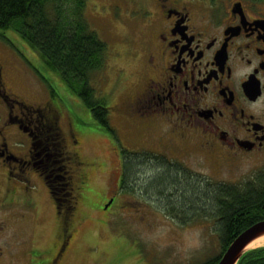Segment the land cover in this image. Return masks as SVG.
I'll list each match as a JSON object with an SVG mask.
<instances>
[{
    "label": "flooded vegetation",
    "instance_id": "1",
    "mask_svg": "<svg viewBox=\"0 0 264 264\" xmlns=\"http://www.w3.org/2000/svg\"><path fill=\"white\" fill-rule=\"evenodd\" d=\"M155 5L145 14L142 7L135 11L142 30L139 44L130 54L141 62L136 80L130 82L136 92L122 106H109L107 112L134 123L149 136H170L166 142L158 141L159 145L139 148V152L147 150L151 161L161 162L160 147L176 151L171 156L173 167H180L190 177L192 173L184 169L188 170L194 153L183 144L192 139L199 140L202 152L198 156L206 166L221 163V168L231 167L258 157L263 163L264 0H157ZM1 78L0 68V171L5 170L0 175V209L25 218L34 213V181L39 179L54 201V214L61 218L52 245L57 249L48 261L39 257L50 248L40 251L30 246L24 254L30 264H57L74 236L76 217L64 218L71 211H65L67 199H61L71 189L78 193L81 188L78 196L84 202L92 189L87 172L86 177L83 171L76 177V168L73 185L65 175L66 147L70 142L71 154L79 157L77 138L82 133L63 101L52 98L35 109L27 107L10 96L15 93ZM122 150L117 154L120 164L126 165L132 151L125 148L127 156ZM115 197L112 193L106 199L103 212L110 209ZM69 204L76 212V205ZM7 224L5 218L0 221V233ZM33 258L44 261L32 263Z\"/></svg>",
    "mask_w": 264,
    "mask_h": 264
},
{
    "label": "rangeland",
    "instance_id": "2",
    "mask_svg": "<svg viewBox=\"0 0 264 264\" xmlns=\"http://www.w3.org/2000/svg\"><path fill=\"white\" fill-rule=\"evenodd\" d=\"M155 4L157 0H83L82 18L109 48L107 68L94 79L98 85L96 93L105 98V103L109 102L108 106H122L123 100L136 92V87H131L130 82L136 80L134 77L138 76L141 62L133 60L130 54L139 44L142 30L139 19H135V11L142 7V14H145L156 8ZM54 5L63 10L68 23H73L77 13L76 0H57ZM2 33L9 42L0 38L1 79L15 93V96H10L26 103L24 105L27 107L33 105V109L47 99L63 101L75 125L84 134L77 138L79 157L71 154L70 142V146L66 147L63 155L67 158L65 175L73 185L82 171L84 176L87 172L92 189L84 202L78 196L81 188L78 193L71 189L72 193H67L61 199H67L63 206L67 208L65 211H71L64 218L71 214L76 217H73L74 236L57 264H202L216 256L220 248L218 224L209 209H192L190 216L193 220L184 223V216L175 217L165 212L167 202L158 199L159 190L150 192L153 186L157 188L160 183L153 180L142 190L128 184L123 185L124 189L121 186L122 181L119 179L123 163L120 164L117 150L124 146L132 151L130 158L135 157L132 160L138 158L150 161L149 152H139V148L147 144L159 145L161 143L158 141L166 142L170 136L165 133L149 136L134 123L128 124L124 118L112 116L108 112V124L114 130L113 137L106 132L104 125L92 117L80 99L68 91L61 79L43 66L16 32L8 30ZM26 57L35 58L34 64L51 79L55 89L58 88L54 90L55 95L48 91V84L34 72ZM0 113L3 114L2 110ZM61 128L65 129V124ZM198 144L199 140L193 139L183 144L194 153L188 163V170H184L211 187L243 184L264 170L261 157L231 167L221 168V163L206 166L198 156L202 152ZM160 149V161L173 167L171 156L176 151ZM76 168L79 173L75 177L73 172ZM4 171L1 170L0 175L4 176ZM35 180L34 200L37 209L34 213H29L25 218L15 213L5 214L0 209V221H4V218L8 220L6 230L0 233V264H30L29 257L24 254L26 247L33 246V249L40 251L50 248L47 254L39 257L45 261L57 249L52 248V245L56 223L61 218L57 219L54 214V201L44 185L39 179ZM112 193L116 196L115 202L103 212L102 206ZM70 202L76 205L77 211L74 213ZM44 260L31 259L32 263Z\"/></svg>",
    "mask_w": 264,
    "mask_h": 264
},
{
    "label": "trees",
    "instance_id": "3",
    "mask_svg": "<svg viewBox=\"0 0 264 264\" xmlns=\"http://www.w3.org/2000/svg\"><path fill=\"white\" fill-rule=\"evenodd\" d=\"M56 1L0 0V38L7 42L2 32H16L43 66L55 73L68 91L79 98L92 117L114 137V130L108 124L109 102L105 103V98L96 93L98 85L94 82L107 68L109 48L82 18L83 0H76L77 13L73 23H68L63 10L54 5ZM34 59L26 57L28 64H33L29 65L34 72L43 78L55 95L52 89L55 85L34 64ZM122 147V153L127 155L128 151ZM132 159L121 166L122 188L128 184L142 190L154 180L160 186H153L150 192L159 190L158 199L167 202L165 212L175 217L184 216V223L193 220L190 216L192 209H209L215 217L220 248L216 256L202 264H217L240 233L264 220V170L243 184L215 188L165 162ZM237 264H264V246L247 251Z\"/></svg>",
    "mask_w": 264,
    "mask_h": 264
},
{
    "label": "water",
    "instance_id": "4",
    "mask_svg": "<svg viewBox=\"0 0 264 264\" xmlns=\"http://www.w3.org/2000/svg\"><path fill=\"white\" fill-rule=\"evenodd\" d=\"M264 234V220L259 221L240 233L222 254L217 264H237L248 251L246 247L256 237Z\"/></svg>",
    "mask_w": 264,
    "mask_h": 264
},
{
    "label": "bare ground",
    "instance_id": "5",
    "mask_svg": "<svg viewBox=\"0 0 264 264\" xmlns=\"http://www.w3.org/2000/svg\"><path fill=\"white\" fill-rule=\"evenodd\" d=\"M264 246V234L254 238L246 247L247 250H251L257 247Z\"/></svg>",
    "mask_w": 264,
    "mask_h": 264
}]
</instances>
